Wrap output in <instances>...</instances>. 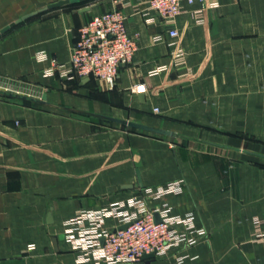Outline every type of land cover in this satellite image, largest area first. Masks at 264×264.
<instances>
[{"label": "crops", "instance_id": "obj_1", "mask_svg": "<svg viewBox=\"0 0 264 264\" xmlns=\"http://www.w3.org/2000/svg\"><path fill=\"white\" fill-rule=\"evenodd\" d=\"M54 1L0 0V29ZM145 6L90 0L0 35V89L47 94L30 103L0 94V264H95L79 261L66 221L134 196L150 209L168 206L170 216H193L196 242L151 264H264V240L253 239L256 218L264 231V0L184 2L176 37ZM112 8L124 10L138 42L115 87L47 75L51 62L42 54L68 61L79 26ZM179 48L183 65L172 57ZM140 82L146 88L132 90ZM106 116L176 135L104 125ZM179 180L180 192L146 193ZM120 224L111 216L104 227Z\"/></svg>", "mask_w": 264, "mask_h": 264}, {"label": "built area", "instance_id": "obj_2", "mask_svg": "<svg viewBox=\"0 0 264 264\" xmlns=\"http://www.w3.org/2000/svg\"><path fill=\"white\" fill-rule=\"evenodd\" d=\"M195 0H145L146 11L153 10L167 23V32L176 37L179 34L175 18L184 11L183 3ZM130 4L129 1H126ZM126 4V5H127ZM215 5V4H214ZM202 17L201 11H199ZM162 38V34L155 39ZM138 48L136 36L129 29L128 16L122 8H112L93 15L81 24L72 44L68 61L43 53L44 59H50L47 75H57L66 83L83 77L103 79L110 88H114L120 67L133 61ZM176 65L186 63V52L179 48L172 52ZM166 65L153 69L157 74ZM192 70L187 74H192ZM145 82L136 83L132 90H144ZM156 112L159 111L155 107ZM182 180L173 181L159 188H147L146 193L160 197L167 192L182 191ZM158 212L161 220L156 221ZM118 217L121 224L114 228L104 227L107 217ZM184 223L182 231L178 224ZM263 221L255 219V240H264ZM65 236L80 250L81 262L92 261L95 264H145V253L155 252L156 256L167 254L171 247L192 244L197 236L191 233L194 227L193 216H170L169 207L163 209L147 208L142 198L137 196L127 201H117L100 209H80L66 221ZM123 224L126 227L119 228ZM205 231L201 230L203 234Z\"/></svg>", "mask_w": 264, "mask_h": 264}, {"label": "water", "instance_id": "obj_3", "mask_svg": "<svg viewBox=\"0 0 264 264\" xmlns=\"http://www.w3.org/2000/svg\"><path fill=\"white\" fill-rule=\"evenodd\" d=\"M83 1H86V0H57V1L51 2L47 6L33 10L31 12H28V13L22 15L21 17L17 18L12 23L4 26L3 28L0 29V35L2 33H5L6 31H8L12 27H15L18 24L22 23L23 21H26L27 19L34 17V16H36V15H38L44 11L54 9V8H58V7H63V6L74 4V3L83 2ZM91 7H92L91 5H87L85 7H82L80 10L81 11H87V10L91 9ZM89 79H90L89 77H86L84 81H88ZM0 94L6 95L9 97L18 98L21 100L28 99L31 101L45 102V100L47 99L46 93H43L40 99L30 97V96L25 95V94L13 92V91L3 90V89H0ZM105 118L109 121L116 122V123H119L122 125H126V126H129L131 128H135L136 130H142L145 132H151V133L162 134V135H171V136L176 135V132L171 130V129L150 125V124H147V123H144V122H141L138 120H134V119H125V118H119V117H114V116H106ZM155 218H156V221L161 220L158 212L155 213ZM127 225L128 224H123L119 228L126 227ZM143 257L146 260V264H151L152 260H154L156 258V254H155V252L145 253Z\"/></svg>", "mask_w": 264, "mask_h": 264}, {"label": "rangeland", "instance_id": "obj_4", "mask_svg": "<svg viewBox=\"0 0 264 264\" xmlns=\"http://www.w3.org/2000/svg\"><path fill=\"white\" fill-rule=\"evenodd\" d=\"M90 0H87V1H84V2H82L81 4H85V3H87V2H89ZM100 1H102V0H100ZM81 4H79V5H81ZM94 121H98V119L97 120H94ZM102 123H104V125L105 124H113V125H120L121 127H125V126H123L122 124H119V123H114V122H110V121H103ZM127 128H129V129H133V128H131V127H129V126H127ZM138 131H142V130H138Z\"/></svg>", "mask_w": 264, "mask_h": 264}, {"label": "trees", "instance_id": "obj_5", "mask_svg": "<svg viewBox=\"0 0 264 264\" xmlns=\"http://www.w3.org/2000/svg\"><path fill=\"white\" fill-rule=\"evenodd\" d=\"M86 1H87V0H86ZM83 2H84V1H83ZM81 3H82V2L74 3V4H70V5H66V6L74 7V6H78V5L81 4ZM23 101L26 102V103H30V102H31V100H28V99H23ZM123 126L127 127L126 125H123ZM132 130H135V131H136L135 128H133Z\"/></svg>", "mask_w": 264, "mask_h": 264}]
</instances>
